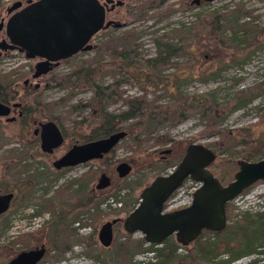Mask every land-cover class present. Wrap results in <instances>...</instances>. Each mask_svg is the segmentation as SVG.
Instances as JSON below:
<instances>
[{"label":"rangeland","instance_id":"rangeland-1","mask_svg":"<svg viewBox=\"0 0 264 264\" xmlns=\"http://www.w3.org/2000/svg\"><path fill=\"white\" fill-rule=\"evenodd\" d=\"M13 1L0 0V15H6L5 8ZM139 2L140 0H125L123 5L108 14L109 17L124 22L123 26L110 25L100 29L90 39L93 44L91 49L74 53L61 61L59 67L50 74L43 76L38 96L42 102L49 104L44 105L43 109L40 105L33 117L39 120L48 117L55 119L67 132L62 145L51 153L43 152L32 135L33 127L25 130L19 124L0 120V191L14 192L8 208L0 214V264H6L19 251L41 243L47 246V250L37 264H120L121 256L116 253L113 244L117 238L123 239L125 236L123 221L119 220L113 225V240L109 247L102 245L98 238L101 224L113 217H125V200L140 197L141 189L155 175L173 170L189 143L202 142L214 150L216 157L210 167L215 172L219 170L218 164L221 161L241 159L249 147L255 149L253 158L263 156L257 148L264 147V0H200L198 3L192 0H164L152 4L144 16L134 17L132 12ZM235 7H240V23L251 20L263 30L256 40L245 39L246 34L242 29L236 34L230 28L219 35L210 31L208 22L211 12L229 14ZM165 10L168 12L162 16L161 13H165ZM127 29H134L139 33V46L136 50L141 65L134 67L132 72L123 69L120 72L111 71L112 69L103 72L99 65L107 63L110 55L101 48V41L107 37V31L121 34ZM158 40L176 42L181 45V50L171 56L169 63L159 67L157 73L147 77L148 69L143 58L157 54ZM20 59L21 64L15 60H0V81L6 79L4 76L7 74L11 75L14 67L16 69L13 72L27 69L31 60ZM81 65H90L94 69L93 78L101 84L120 80L111 89L120 92L121 97L117 98L115 95L116 98L107 104L108 110L119 112L127 107L124 98L145 94L150 101L159 103L161 109H167L168 115L162 117L161 122L154 123L149 134L142 129L143 126L132 130L128 128L132 121L139 119L138 116L119 120L120 129L127 130V133L102 157L57 169L53 160L72 141L82 140L80 133H88L94 124L89 122L95 119V112L87 104L93 95L92 88L81 84L71 91V86L58 85L56 78H53L69 73ZM218 67L224 68L212 74ZM252 89L256 91L255 94L243 105H236L227 111L217 105L219 120L216 128L224 131L221 134L218 131L208 134L204 132L207 118L202 116L200 109H187L183 117L174 113L180 107L175 100L176 91L191 97H202V100L207 99V93L210 92L218 104L232 105L239 91L250 92ZM58 99L60 100L55 103ZM143 113L146 117L148 111L144 110ZM227 132H235L247 139L249 147L239 140L225 148L228 145ZM122 160L131 163L132 167L126 175L120 177L115 166ZM102 171L110 175L111 182L98 189L94 185ZM233 172L224 170L223 183L233 178ZM74 179L75 183L72 182ZM140 179L143 183L137 185ZM70 183V186H66ZM85 183L86 191L92 194L93 201L73 208L70 212L69 215L79 214V219L72 223L77 228L79 238L72 237L73 241L66 250L59 252L50 247L53 236L52 210L63 206L59 202L61 197L67 204L74 203L80 196L78 185ZM190 186L191 182L188 181L177 188L172 201H186ZM111 196L121 200L122 204L112 205L107 201ZM50 201L52 204H48ZM229 209L231 214L227 223L231 224L241 220L246 211L254 214L263 210L264 181L255 182L246 191L235 196L230 200ZM95 213V217L91 216ZM131 236L141 237L142 234L135 231ZM214 238L211 230L202 235V239ZM262 240L264 243V239ZM192 248L193 241L187 246H179L176 251L181 256L184 255V258L170 264H212L196 257ZM257 248L264 249V244ZM226 255L227 252L221 251L217 257L224 258ZM254 257L264 258V252L243 255L228 264H246ZM148 259L156 260V257L150 252H137L134 255L136 262Z\"/></svg>","mask_w":264,"mask_h":264},{"label":"water","instance_id":"water-1","mask_svg":"<svg viewBox=\"0 0 264 264\" xmlns=\"http://www.w3.org/2000/svg\"><path fill=\"white\" fill-rule=\"evenodd\" d=\"M111 1V0H106ZM200 0H192L198 3ZM23 8L9 15L5 30L9 40H0V49L18 46L27 57L38 55L43 59L35 64L34 75L47 72L63 58L80 50L91 49V37L100 29L113 25L120 27L119 19H105V4L100 0H27ZM121 2V0H118ZM21 4L14 0L8 7L10 12ZM3 21H0V29ZM18 104V103H17ZM10 107L0 101V115L9 113ZM14 116L8 118L12 119ZM41 148L51 151L63 141L59 126L53 120L41 122ZM125 129L93 138L72 147L53 160L60 168L92 158L102 157L122 137ZM216 153L202 142H191L173 170L155 175L140 192L139 201L125 215L104 221L98 231L102 245L109 246L113 240V225L123 221L127 232H141L147 242L160 243L169 235L186 245L193 241L203 229L221 230L228 221L226 203L259 179H264V156L258 159H239L233 178L223 183L210 169ZM117 174L122 177L131 170V164L122 160L116 164ZM192 177L199 181L193 198L187 205L166 210L165 203L184 179ZM111 177L102 171L95 183L100 189L109 185ZM13 192H0V214L4 212ZM46 246L41 244L23 249L11 257L6 264H37L43 257Z\"/></svg>","mask_w":264,"mask_h":264},{"label":"trees","instance_id":"trees-1","mask_svg":"<svg viewBox=\"0 0 264 264\" xmlns=\"http://www.w3.org/2000/svg\"><path fill=\"white\" fill-rule=\"evenodd\" d=\"M157 1L164 2V0H140L136 6V10L132 12V15L134 17L144 16L147 14L149 7L152 4H155ZM239 9L240 7H235L229 14L218 13L217 11L211 12L208 22L210 25V31L219 35V33L225 32L226 28H230L236 34L238 33V30L242 29L246 34L245 39L247 38L248 41L256 40L263 30L251 20L240 23L238 20ZM166 10L164 11L165 13H161L162 16L168 12ZM138 37L139 33L134 29H127L121 34H111L107 31V37L101 41L100 44L103 50L108 51L110 57L109 60L106 61L107 63H98L100 64L99 67L103 68L102 71L106 72L112 69L111 71L120 72L123 69L128 71L130 70V72H132L134 67L137 68V66H140V57L138 51L136 50L139 46V41L137 40ZM157 45L159 50L155 56L143 58V62L148 69V72H146L147 77H151L157 73V69L159 67L162 68V66L169 63L171 61V56L181 50V45H178L176 42L172 41L158 40ZM223 68L224 67H218V69L212 71L211 73H218ZM93 71L94 69L90 65H81L69 73H64L62 75L53 77L56 78V83L58 85L71 86V91H73V89L76 87H80L81 84H87L93 90V95L87 101V104L91 106L92 112H95V119L89 122L94 124L88 133H80L82 140H90L108 135L109 133L121 128V126L118 125L119 120H125L134 116H138L139 119L132 121L128 128L132 130L134 127L143 126L142 129L147 134H149L152 127L154 126L153 124H156L159 121L161 122L162 117L164 118L166 115H168L167 109H161L159 107V103L150 101L148 98H146L145 94L132 96L128 99L124 98L127 107L119 112L115 113L108 110V102L112 99H115L116 97H121L120 92H116V89L115 91L114 89H111V87L114 84L116 86L117 82L120 80L116 77L115 79L117 80H115L114 83L101 84L93 78ZM3 83H7V79H3ZM255 92L256 91L253 89L250 92L239 91L237 96L234 98V104L229 105L226 103L218 104L214 98V95L210 92L207 93L209 97L202 100V97H191L180 91H176L174 96L180 107L177 111H174V113H176L178 117H183L185 115L184 112L187 109H200L202 116L207 118L204 132L208 134L218 131L219 134H221L224 131L216 128L219 120V117L216 113L217 105H221L224 109H226V111L230 110L236 105L245 104L246 101L251 98V95L253 96L255 94ZM59 100L60 99L55 100L54 102L56 103ZM150 106H152L151 109H149ZM157 107H159L158 110L156 109ZM144 110L148 111L146 117L143 113ZM226 140L228 141V145L225 148H229L239 140L244 141L247 144V139L237 135L235 132H227ZM257 149L261 151L264 156V147L258 146ZM254 150L255 149L252 147H249L248 152L244 154L242 156L243 158L241 159H252ZM238 160L239 159L229 158L226 161H221L218 164L219 170L217 172H215L212 167H210V169L223 182L225 175L224 170L226 169L228 172L235 171L238 168ZM75 180L76 179H74L72 182ZM258 181H264V179H259L256 182ZM142 183L143 180L140 179L137 182V185ZM71 184L72 183L66 186H70ZM249 187H251V185L246 187L242 192L246 191ZM133 188L134 186H132V189ZM86 189L87 183L79 184L77 190L78 193H80V196L74 203L67 204L68 202L61 197L59 202H61L63 206H60V208L57 210L54 208V210H52L53 236L50 241V247L58 249L59 252L66 250V248L73 241L72 237L75 239L79 238L76 226L72 225L73 222L79 219V214H69L73 208L84 206L85 204H89L93 201L92 194L90 192L88 193ZM138 201L139 197H130L127 201L125 200L123 209H125L128 213ZM48 204H52V201L48 202ZM67 205L69 207H67ZM229 207L230 201L226 203L227 218L230 217L231 214ZM38 212L39 209H37L36 213ZM95 215L96 213L92 214L91 216L95 217ZM206 231L209 230L203 229L201 233L193 240L192 250L194 251L196 257L203 258L212 264H228L234 258L249 254L253 255V253L264 252L263 248H257V246H263L264 244L262 240L264 239V209L256 211L254 214H250L246 211L243 214V218L241 220L235 221L232 224L227 223L221 230H211L215 236L214 240L202 239V235ZM124 235L125 236L123 239L117 238L113 244V246L116 248V253L121 256L122 262L120 264H170L179 258H184V255L181 256L176 250L179 246H187V244L184 245L178 242L175 238V235L173 234L166 237L160 243L149 242L147 244V241L143 236L132 237L131 233L127 231ZM221 251L227 252L226 257H217ZM137 252H150L152 256L156 257V260L148 259L138 260L136 262L134 260V255ZM263 259L264 258L261 257H254L246 264H264ZM101 260L104 259L101 258Z\"/></svg>","mask_w":264,"mask_h":264},{"label":"flooded vegetation","instance_id":"flooded-vegetation-1","mask_svg":"<svg viewBox=\"0 0 264 264\" xmlns=\"http://www.w3.org/2000/svg\"><path fill=\"white\" fill-rule=\"evenodd\" d=\"M100 1L102 3H104V1L106 2V3H104L105 4V19L113 18V17H109L108 14L111 11H113L115 8H117L118 6L123 5L125 2V0H121V2H118V0H111V1L100 0ZM27 4H28L27 0H21V4L10 12L7 11V7L9 5L6 6V8H5L6 15H0V21L1 20L3 21V26L0 29V40H3V39L9 40V36L6 34V30H5V25H6V22H7L9 15H11L13 11H16V10L23 8ZM20 58H22L23 60H31L27 69H21V71L13 72V70L16 69L14 67V69H12V71H11L12 72L11 75L7 74L6 76H4L7 79V83H3V79L0 81V101L7 104L10 107L8 114L0 115V120H4L6 123L19 124L20 127L22 129H25V130L29 129L30 127H33L32 128V135L36 138L35 140L39 143L40 149L43 152L51 153L55 149H57L60 145H62L64 143V141L66 140L67 132H65L60 127V125L58 124V122L55 119L48 117V118H45L44 120H39V119L33 117V115L40 105L43 109L44 105L49 104L47 102H45V103L42 102V99H40V96H38V89L40 88V86L42 84L43 76L48 74V73L50 74L54 69L59 67L61 61H63L66 58L61 59L59 61V63L55 67H53L51 70L35 76L34 75V72L36 70L35 64L38 60L43 59V57H40L38 55H35L33 57H27L25 54V50L24 49L21 50L18 46L14 47V48L0 49V60L6 61V62H11V60L12 61L15 60V61L20 63L21 62ZM19 68H21V66ZM21 75H22V81L20 82ZM10 116H14V117L12 119H10V118H8ZM49 120L55 121V123L59 126L61 133L63 135V141L58 146L53 147V150H51V151L43 150L41 148V141H42L41 122H46ZM83 141H87V140L75 139L74 141H72L67 146V148L64 150V152L69 150L72 147V145H74L75 143H80ZM63 153H61L60 155H62ZM59 156H57V157H59ZM79 163H81V162H79ZM72 165H76V164H72ZM72 165L67 164V165L61 166L60 168H68ZM209 167H210V165H209ZM60 168H57V169H60ZM115 169H116V167H115ZM171 170L172 169H170L169 171H171ZM188 178L189 177L184 179L182 184L184 182H188L189 181ZM94 187H95V185H94ZM173 193L168 198V200L175 197V196H172ZM13 194H14V192H13ZM12 198H13V196H12ZM178 207H181V206H177V207H174L171 209H175ZM41 244H44V243H41ZM46 249H47V246H46ZM46 249H45V253H46Z\"/></svg>","mask_w":264,"mask_h":264},{"label":"built area","instance_id":"built-area-1","mask_svg":"<svg viewBox=\"0 0 264 264\" xmlns=\"http://www.w3.org/2000/svg\"><path fill=\"white\" fill-rule=\"evenodd\" d=\"M188 179L191 182V186H190V189H189V198L186 201H178V200H176L174 202L172 200H174L175 198L169 199L167 201V202H169V205H166V207H165L166 210H169V209L177 207V206H184V205H187V204H189L191 202V200L193 198V192L197 188V186L199 185V181H197L196 179H194L192 177H189ZM185 183L186 182H184L183 184H185ZM107 201H110L112 203V205H116V204L121 205L122 204V201L117 199V198H115L114 196L109 197L107 199Z\"/></svg>","mask_w":264,"mask_h":264}]
</instances>
